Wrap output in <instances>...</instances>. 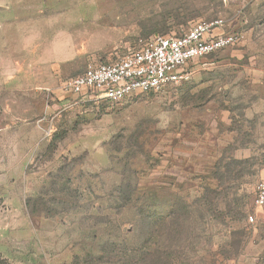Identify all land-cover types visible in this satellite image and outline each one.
<instances>
[{"label": "rangeland", "instance_id": "1", "mask_svg": "<svg viewBox=\"0 0 264 264\" xmlns=\"http://www.w3.org/2000/svg\"><path fill=\"white\" fill-rule=\"evenodd\" d=\"M215 18L238 41L187 79L67 107L89 64ZM263 159L264 0H0L1 264H264Z\"/></svg>", "mask_w": 264, "mask_h": 264}, {"label": "built area", "instance_id": "2", "mask_svg": "<svg viewBox=\"0 0 264 264\" xmlns=\"http://www.w3.org/2000/svg\"><path fill=\"white\" fill-rule=\"evenodd\" d=\"M224 24L222 19L215 18L198 22L181 35L140 38L124 55L110 62L89 64L85 71L65 84L64 93L75 97L67 107L100 101L122 102L187 79L191 73L188 68L195 61L216 54L238 41L236 36L223 31ZM256 191L255 204L263 207L264 178ZM249 220L254 221V216L250 215Z\"/></svg>", "mask_w": 264, "mask_h": 264}, {"label": "trees", "instance_id": "3", "mask_svg": "<svg viewBox=\"0 0 264 264\" xmlns=\"http://www.w3.org/2000/svg\"><path fill=\"white\" fill-rule=\"evenodd\" d=\"M261 168H262V161H261ZM27 205L28 206H31L32 205V198H29L27 200ZM180 216L177 215L176 212H173L172 215L169 217V224L166 222L164 224V234L166 236V239L170 241V244L169 245H172V241L175 240V239H182V240H187L189 239V237L192 236V232L191 231H188V230H182L181 228V223L178 222L176 223V221H179V218ZM183 231V232H182ZM177 234H182L181 237L177 236ZM107 252V251H106ZM116 250H112L110 251L111 253V256L105 258L104 256H99V257H93L92 255L89 254V257L91 258V260H98L99 264H104V263H108V262H114V257H115V253ZM172 252V253H171ZM149 253V252H148ZM151 253H149L150 255ZM177 254V253H176ZM172 250H166L165 251V254L163 255V261L165 264H171L172 261L174 263V257L176 255ZM111 259V260H110ZM113 259V260H112ZM79 256L76 257V262L78 263L79 261ZM1 260H0V264H1ZM121 264H153L151 262H149V259L146 258V254H145V251H140V252H136L133 254V256H123L122 257V261H121Z\"/></svg>", "mask_w": 264, "mask_h": 264}, {"label": "crops", "instance_id": "4", "mask_svg": "<svg viewBox=\"0 0 264 264\" xmlns=\"http://www.w3.org/2000/svg\"><path fill=\"white\" fill-rule=\"evenodd\" d=\"M52 70H54V69H52ZM77 74H79V73H77ZM77 74H75L74 76H76ZM74 76H73V77H74ZM71 78H72V77H71Z\"/></svg>", "mask_w": 264, "mask_h": 264}]
</instances>
